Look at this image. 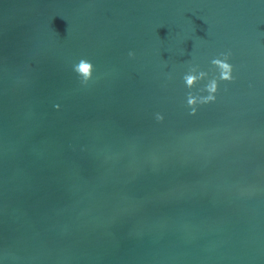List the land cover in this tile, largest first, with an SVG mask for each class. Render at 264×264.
<instances>
[{"label":"water","instance_id":"95a60500","mask_svg":"<svg viewBox=\"0 0 264 264\" xmlns=\"http://www.w3.org/2000/svg\"><path fill=\"white\" fill-rule=\"evenodd\" d=\"M0 264H264V0H0Z\"/></svg>","mask_w":264,"mask_h":264},{"label":"clouds","instance_id":"9594fccd","mask_svg":"<svg viewBox=\"0 0 264 264\" xmlns=\"http://www.w3.org/2000/svg\"><path fill=\"white\" fill-rule=\"evenodd\" d=\"M135 54L133 52H129V56L132 57ZM231 53H221L220 57L222 58H213L211 60V65L218 70L219 76L212 77L208 80L207 84L200 90L202 92H207V96H198L194 94L192 91L187 93V106L191 109L192 115L196 114V106L198 104H207L213 102L215 100V94L218 91V82L219 81H231L233 79L232 72L233 66L228 62ZM73 71L78 74L81 78V82L86 84L93 75L94 66L93 64L87 60L86 58H82L79 62L73 65ZM209 73L199 69V66H192L189 68V71L184 74L182 77L183 82L189 90L195 88L198 82L207 79ZM58 108L59 105H56ZM164 119L163 115L160 113L156 114V120L162 121Z\"/></svg>","mask_w":264,"mask_h":264}]
</instances>
